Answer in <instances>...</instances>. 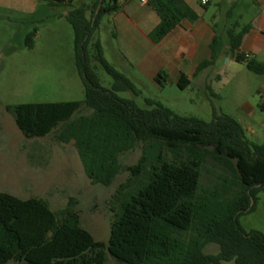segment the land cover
<instances>
[{
	"label": "trees",
	"instance_id": "obj_1",
	"mask_svg": "<svg viewBox=\"0 0 264 264\" xmlns=\"http://www.w3.org/2000/svg\"><path fill=\"white\" fill-rule=\"evenodd\" d=\"M116 1L109 0L103 8L105 0H90V5L65 16L73 30L83 103L5 108L25 139L57 131V142H72L93 185L111 186L122 170L119 157L141 146L140 159L127 168L129 178L113 196L116 211L108 241L94 240L81 227L76 200L54 212L44 199L23 200L0 193V264H105L107 254L120 264H264V236L246 233L238 222L254 211L255 196L264 191V145L248 143L241 125L226 115L214 114L205 123L180 117L151 100L145 101L148 109H140L133 101L119 99L117 93L137 96L139 92L105 60L99 41L93 42L100 14L117 11ZM149 5L160 19L148 35L153 44L181 22L199 20L183 0H151ZM213 32L210 60L202 62L195 75L221 56L224 40L235 63L264 75L263 63L240 52L249 26L238 33L236 27L228 29L225 36L214 26ZM32 46L27 39L26 47ZM94 65L111 77L110 90L99 85ZM159 80L165 82L166 74H158L155 82ZM176 83L181 90L190 85L183 75ZM82 106L91 114L76 117ZM207 160L230 175L221 178L213 192L200 196L201 169ZM210 244L218 246L216 255L204 253Z\"/></svg>",
	"mask_w": 264,
	"mask_h": 264
},
{
	"label": "rangeland",
	"instance_id": "obj_2",
	"mask_svg": "<svg viewBox=\"0 0 264 264\" xmlns=\"http://www.w3.org/2000/svg\"><path fill=\"white\" fill-rule=\"evenodd\" d=\"M186 1L199 13L200 20L212 24L222 36L233 27L238 33L264 16V3L259 0H211L207 6H201L200 0ZM109 3L105 0L102 7ZM115 3L119 9L125 7L123 19L131 20L132 32L138 35L145 24L151 28L158 19L149 7L134 1ZM85 4L90 5V0L63 4L54 0H0V193L23 200L44 199L54 212L63 210L70 199L76 200L74 209L81 227L94 240L107 243L116 211L113 196L128 180L127 168L140 159L141 146L119 157L122 170L111 186L93 185L84 174L72 142H57V131L44 138L25 139L5 110L22 104L83 103L85 90L75 66L73 30L65 16ZM116 12L102 11L93 42L99 41L105 60L118 71ZM27 39L32 41V48L26 47ZM224 43L222 55L206 71L210 76L207 84L193 82L181 90L171 80L156 83L132 72L129 79L139 94L122 92L117 97L133 101L140 109H148L145 101L151 100L180 117L205 123L211 122L214 114L226 115L241 125L248 143L264 145V75H255L234 63ZM257 61L264 62V49L258 52ZM94 72L99 85L110 90L111 77L98 65H94ZM90 114L82 106L76 117ZM229 175L223 167L207 160L201 169L199 195L213 192L221 178ZM238 222L246 233L255 231L264 236V191L257 192L254 211L241 216ZM218 251L214 244L204 249L209 255ZM105 264L120 263L107 254Z\"/></svg>",
	"mask_w": 264,
	"mask_h": 264
},
{
	"label": "crops",
	"instance_id": "obj_3",
	"mask_svg": "<svg viewBox=\"0 0 264 264\" xmlns=\"http://www.w3.org/2000/svg\"><path fill=\"white\" fill-rule=\"evenodd\" d=\"M183 1L199 16V20L194 24L181 22L158 44H153L148 35L159 24V17L151 28L145 24L138 35L132 32L131 20L124 21L123 19L125 7L117 10L114 19L119 26V34L116 38L119 46L116 54L120 64L118 72L128 79L132 72H136L155 81L158 74L164 73L166 79L173 82H177L182 75L190 81V84L194 82L205 85L210 82V76L206 74V71L213 67L220 57L213 65L200 73L195 75V72L202 62L210 60V44L215 36L213 25L200 20V15L195 8L186 0ZM207 1L206 5H209L211 0ZM259 1L264 3V0ZM49 2L51 3V0ZM85 5L88 6V4ZM141 6L149 7L154 11L149 4ZM87 14L90 12L86 13V17ZM263 49L264 16L249 25V32L242 40L240 52L254 56L257 60L258 52ZM231 59L234 62L232 55Z\"/></svg>",
	"mask_w": 264,
	"mask_h": 264
},
{
	"label": "built area",
	"instance_id": "obj_4",
	"mask_svg": "<svg viewBox=\"0 0 264 264\" xmlns=\"http://www.w3.org/2000/svg\"><path fill=\"white\" fill-rule=\"evenodd\" d=\"M124 1H134L139 5H148L151 0H124ZM208 3L207 0H200V4L205 6Z\"/></svg>",
	"mask_w": 264,
	"mask_h": 264
},
{
	"label": "water",
	"instance_id": "obj_5",
	"mask_svg": "<svg viewBox=\"0 0 264 264\" xmlns=\"http://www.w3.org/2000/svg\"><path fill=\"white\" fill-rule=\"evenodd\" d=\"M251 205H252V203H251Z\"/></svg>",
	"mask_w": 264,
	"mask_h": 264
}]
</instances>
